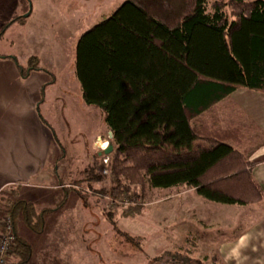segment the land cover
I'll use <instances>...</instances> for the list:
<instances>
[{
  "label": "trees",
  "instance_id": "trees-1",
  "mask_svg": "<svg viewBox=\"0 0 264 264\" xmlns=\"http://www.w3.org/2000/svg\"><path fill=\"white\" fill-rule=\"evenodd\" d=\"M74 65L83 100L105 112L112 134L109 193L122 216H135L154 188H191L232 206L264 203L252 175L264 153L250 159L264 133L229 97L237 88L264 92V0H125L80 36ZM96 170L84 171L88 180L102 179ZM70 186L83 195L62 189ZM13 193L0 196L1 232L8 217L13 235L6 264H27L32 247L18 222L42 233L45 214L67 193L40 210Z\"/></svg>",
  "mask_w": 264,
  "mask_h": 264
},
{
  "label": "rangeland",
  "instance_id": "rangeland-1",
  "mask_svg": "<svg viewBox=\"0 0 264 264\" xmlns=\"http://www.w3.org/2000/svg\"><path fill=\"white\" fill-rule=\"evenodd\" d=\"M123 1L0 0V70L12 63L9 70L20 72L21 77L31 72L33 87L40 88L42 82L46 89L40 102L44 111L34 109L40 126L33 127L25 144L19 134L13 143L20 166L0 172V196L18 190L21 199L40 210L55 208L67 193L59 209L45 214L42 233L23 229L18 222L21 236L32 247L27 264H206V258L207 264H221L212 258L218 244L233 235L234 227L242 232L258 220L263 208L253 211L248 206L234 227L226 226L227 219L220 227L204 221L213 212V203L193 189L154 188L145 192L135 216H122L121 202L112 201L109 193L110 172L103 173L102 159L92 160V141L109 136L105 112L82 98L75 47L84 32L109 17ZM32 66L40 69L29 71ZM38 93L42 99L43 93ZM44 132L52 142L47 153L39 138ZM111 154L107 155L110 161ZM94 165L102 176L99 182L88 180L84 172ZM59 179L83 195L75 194L71 186L67 191L45 188ZM101 189L106 190L104 197L97 193ZM170 254L184 260L167 262ZM160 256L163 262L156 261Z\"/></svg>",
  "mask_w": 264,
  "mask_h": 264
},
{
  "label": "crops",
  "instance_id": "crops-1",
  "mask_svg": "<svg viewBox=\"0 0 264 264\" xmlns=\"http://www.w3.org/2000/svg\"><path fill=\"white\" fill-rule=\"evenodd\" d=\"M3 65L4 64H2V66ZM8 66L13 68L12 63H6V65H4L5 69L0 70V172L14 166H20L17 161V155L16 153L14 154L15 150L13 149V143L19 134L22 136L25 144L27 138L32 134L33 127L40 126L34 109L36 108L39 113L44 111L43 104L40 102H44V95H46V89H44V86L42 87V82L38 83L40 88H36V86L33 87L32 78H30L31 72L21 77L20 72L18 73L14 69L9 70ZM38 92L43 93L42 99ZM229 97L239 109L246 114L249 120L264 133V92L237 88ZM56 99L54 102L57 104L58 101ZM50 101L51 99L46 102L50 103ZM107 130V135L110 137V130L108 127ZM39 138L40 143L44 144V152L47 153L48 148L52 146L49 133L44 132V135ZM98 138L103 140V137L101 138L98 136L97 139ZM97 139L95 138L91 145L94 151L92 160L100 159L101 156L103 157L104 155L99 154L101 151H96L94 148V142ZM263 153L264 145L258 148L251 155L250 159L262 155ZM59 155L60 153H57V157ZM30 158L33 160V155H30ZM48 160H50V157H48ZM29 175L32 176L31 170ZM57 175L59 178L58 172ZM252 175L264 193V162L258 163L253 167ZM58 182L59 183H54L45 188L56 190L59 187L62 188L63 186L69 185L68 183H63L60 179ZM2 188L3 187H1L0 190H2ZM212 203L213 214L208 213L209 215H205L203 219L204 221L207 220L208 224L212 222L220 227H222L221 225L224 224L223 222L226 219V226L231 224L232 227H234L241 212L248 207ZM249 207H251L253 211L263 208L259 219L248 225L242 232L234 227L233 229L235 232L233 235L229 236L227 240L221 241L215 249V261L221 264H264V203ZM231 218L232 220H230ZM229 228H231V226ZM1 230L0 228V232Z\"/></svg>",
  "mask_w": 264,
  "mask_h": 264
},
{
  "label": "built area",
  "instance_id": "built-area-1",
  "mask_svg": "<svg viewBox=\"0 0 264 264\" xmlns=\"http://www.w3.org/2000/svg\"><path fill=\"white\" fill-rule=\"evenodd\" d=\"M111 139L112 137H109L108 139H104V140L98 138L94 142V145L97 149H99L102 152L107 147ZM102 161H103V168H102L103 173L108 174L110 172L111 161L107 155H104L102 157ZM1 222L4 231L0 232V264H6L7 255L11 248V242L13 240V235H12V229L9 218L4 217Z\"/></svg>",
  "mask_w": 264,
  "mask_h": 264
},
{
  "label": "water",
  "instance_id": "water-1",
  "mask_svg": "<svg viewBox=\"0 0 264 264\" xmlns=\"http://www.w3.org/2000/svg\"><path fill=\"white\" fill-rule=\"evenodd\" d=\"M25 16H27V15H25ZM109 135H110V137H112L111 132H109ZM112 151H113V143L112 142L111 143L109 142L108 145H107V147L102 152H100L99 154L108 155Z\"/></svg>",
  "mask_w": 264,
  "mask_h": 264
}]
</instances>
